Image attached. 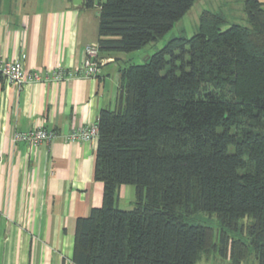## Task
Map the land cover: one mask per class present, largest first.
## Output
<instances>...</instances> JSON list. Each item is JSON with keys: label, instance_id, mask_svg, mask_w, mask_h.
<instances>
[{"label": "trees", "instance_id": "1", "mask_svg": "<svg viewBox=\"0 0 264 264\" xmlns=\"http://www.w3.org/2000/svg\"><path fill=\"white\" fill-rule=\"evenodd\" d=\"M196 1L98 0L99 50L158 41ZM243 1L250 25L223 29L228 14L203 9L192 36L120 70L97 121L104 201L77 219L75 264H264V3Z\"/></svg>", "mask_w": 264, "mask_h": 264}, {"label": "crops", "instance_id": "2", "mask_svg": "<svg viewBox=\"0 0 264 264\" xmlns=\"http://www.w3.org/2000/svg\"><path fill=\"white\" fill-rule=\"evenodd\" d=\"M85 3L0 0V56L21 58L41 77L21 86L0 80V264H75L77 219L104 201V184L94 177L97 139L63 135L115 109L120 70L129 61L126 52L99 50L104 63L97 75L77 70L86 47L99 40V9ZM59 67L67 72L63 80L52 77ZM38 125L59 136L35 146L13 142L15 131ZM117 198L132 203L134 187L120 186Z\"/></svg>", "mask_w": 264, "mask_h": 264}, {"label": "built area", "instance_id": "3", "mask_svg": "<svg viewBox=\"0 0 264 264\" xmlns=\"http://www.w3.org/2000/svg\"><path fill=\"white\" fill-rule=\"evenodd\" d=\"M86 56L79 65L77 70L84 76H95L100 72L103 59L99 57V46L88 45L86 47ZM66 73L61 67L53 70L52 77L55 80H63ZM0 76L7 82L21 86L26 82L39 81L40 75L36 71H26L22 59H6L0 56ZM98 125L83 126L73 129L63 136L67 141H90L98 138ZM59 134L53 129H48L43 125H38L28 131H15L13 134V142H25L31 146L40 144L41 142H51L55 140Z\"/></svg>", "mask_w": 264, "mask_h": 264}, {"label": "rangeland", "instance_id": "4", "mask_svg": "<svg viewBox=\"0 0 264 264\" xmlns=\"http://www.w3.org/2000/svg\"><path fill=\"white\" fill-rule=\"evenodd\" d=\"M103 1V0H102ZM220 0H197L192 8L182 17L179 21H177L174 27L164 35V37L160 38L158 41L151 42L150 44L142 47L141 49L126 52L128 54L126 56L129 61L127 65L134 63L140 64L144 62L145 55L153 54L161 47L165 45V43L171 38L175 36L185 35L186 37L192 36L196 33L198 24H199V16L203 9H213L215 4H219ZM95 9L98 10V0L95 2ZM93 7V8H94ZM223 10L228 13V7L234 8L233 13L228 15V22L223 25V29L231 26L233 23H239L242 25H250L247 14L244 11V1L243 0H232L229 4H223ZM231 11V10H230ZM136 198H134L133 202L126 201L125 199H121L117 204L121 209H131L135 204ZM131 203V204H130ZM127 205V206H126ZM204 217V218H203ZM200 217V221L206 224L215 225L216 219L215 217L203 216ZM230 260H223L215 257L212 258L209 263L210 264H227ZM208 263V264H209ZM200 264H207L204 260L200 262ZM244 264H256L255 260L252 257L248 258L247 262Z\"/></svg>", "mask_w": 264, "mask_h": 264}, {"label": "water", "instance_id": "5", "mask_svg": "<svg viewBox=\"0 0 264 264\" xmlns=\"http://www.w3.org/2000/svg\"><path fill=\"white\" fill-rule=\"evenodd\" d=\"M74 2H75V3H78V2H79V3H82L83 0H74Z\"/></svg>", "mask_w": 264, "mask_h": 264}]
</instances>
